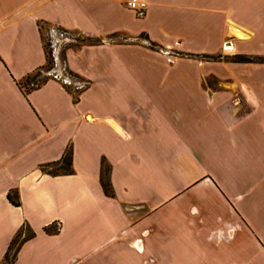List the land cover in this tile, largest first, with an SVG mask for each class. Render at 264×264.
Segmentation results:
<instances>
[{"label": "crops", "instance_id": "0c3cea01", "mask_svg": "<svg viewBox=\"0 0 264 264\" xmlns=\"http://www.w3.org/2000/svg\"><path fill=\"white\" fill-rule=\"evenodd\" d=\"M128 1L0 0V263L26 224L14 264H264V63L240 66L237 108L209 64L149 46L214 56L231 32L264 58V0H142L143 19ZM39 23L98 41L65 52L90 83L75 104L16 85L44 65ZM67 146L73 173L42 174Z\"/></svg>", "mask_w": 264, "mask_h": 264}, {"label": "trees", "instance_id": "16d2710c", "mask_svg": "<svg viewBox=\"0 0 264 264\" xmlns=\"http://www.w3.org/2000/svg\"><path fill=\"white\" fill-rule=\"evenodd\" d=\"M39 34L42 42V48L44 52V65L36 69L30 75H28L22 81L16 83L17 87L26 96L29 92L39 89L43 86L47 81L50 80V77L45 74L53 69V58L51 54V50L49 49L50 39L48 37L51 29H56L58 31H66L59 27L52 26L46 23H39ZM75 43L68 44L63 47L64 51L62 52L60 59L65 62V52L67 50H75L82 46H92L97 45L98 41L96 39L84 37L78 33L72 32ZM257 61L264 62V58H257ZM67 74L76 79L77 81H83L84 79L79 76L73 74L67 69ZM90 84V83H89ZM64 90L72 97V102L75 104L78 101V97L81 93H83L86 89L81 91H73L71 88L64 87ZM71 160H72V148L71 146H67L63 152L62 157L59 161L40 165L39 170L42 174H46L52 177L61 176V175H71L73 173L71 168ZM99 182L102 188L104 195L108 198L114 199V193L112 187L110 185V166L109 164L102 159L100 162V173H99ZM8 202L14 206L19 207V202L16 194L8 193L7 195ZM59 231L58 224H52L43 229V232L46 235H55ZM34 238V233L30 230L29 226L23 224L18 232L15 234L13 239L11 240L8 249L1 261L0 264H14L17 253L21 246L27 242L28 240Z\"/></svg>", "mask_w": 264, "mask_h": 264}, {"label": "rangeland", "instance_id": "374dc122", "mask_svg": "<svg viewBox=\"0 0 264 264\" xmlns=\"http://www.w3.org/2000/svg\"><path fill=\"white\" fill-rule=\"evenodd\" d=\"M147 5V4H146ZM147 11V10H146ZM143 19V18H142ZM237 21V20H236ZM231 27H234L238 30V25L235 22H231ZM238 38H236L234 35H231V32L228 37H226L224 43L221 45L220 52L215 54L214 56H198V55H191L188 53H184L182 51H176V50H165L162 47H159L154 44H150V48L152 51L158 52L159 54H162L166 57L167 62L172 63L173 61L180 59L182 61H188L193 60L197 61L199 64H209L210 66V72L212 68H214L215 73H211L208 80H206V87H208L209 90L212 91H229L232 93L231 97V107H237L238 103L242 102L243 97L239 94V77L241 75L240 73V66L242 64H255V63H264L257 61L256 59L259 57L252 56V55H244L239 53L236 48L232 50V44H237ZM72 45V44H71ZM65 47V46H64ZM64 51L63 47L59 48L57 50L58 57L61 56L62 52ZM61 61V60H60ZM228 64L229 69L224 70L223 65ZM222 71L224 73H222ZM225 75L227 77V80L224 84H221L222 81L218 80L216 78V75ZM82 82L86 83V87L84 89H87L89 87V83L85 80ZM83 89V90H84Z\"/></svg>", "mask_w": 264, "mask_h": 264}, {"label": "built area", "instance_id": "2783aa9c", "mask_svg": "<svg viewBox=\"0 0 264 264\" xmlns=\"http://www.w3.org/2000/svg\"><path fill=\"white\" fill-rule=\"evenodd\" d=\"M127 8L135 15L137 19H142L146 16L147 5L142 0H129ZM72 32L69 31H58L51 29L49 32L50 45L53 58V69L47 72L45 75L50 77V80L58 82L64 87L71 88L73 91H81L87 85L82 81H77L67 74V68L64 61H60L57 50L68 44L75 43Z\"/></svg>", "mask_w": 264, "mask_h": 264}]
</instances>
